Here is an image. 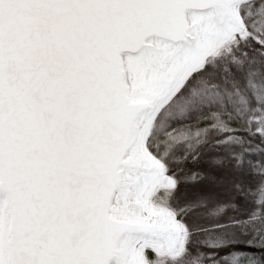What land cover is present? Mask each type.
Wrapping results in <instances>:
<instances>
[{"label": "snow or ice", "instance_id": "obj_1", "mask_svg": "<svg viewBox=\"0 0 264 264\" xmlns=\"http://www.w3.org/2000/svg\"><path fill=\"white\" fill-rule=\"evenodd\" d=\"M0 264H264V0H0Z\"/></svg>", "mask_w": 264, "mask_h": 264}]
</instances>
